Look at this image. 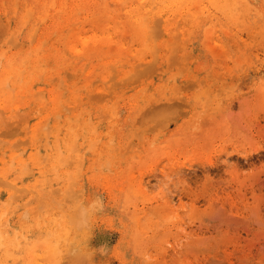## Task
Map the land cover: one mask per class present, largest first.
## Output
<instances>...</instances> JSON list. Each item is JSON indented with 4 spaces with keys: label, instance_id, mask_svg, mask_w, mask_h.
Here are the masks:
<instances>
[{
    "label": "rangeland",
    "instance_id": "obj_1",
    "mask_svg": "<svg viewBox=\"0 0 264 264\" xmlns=\"http://www.w3.org/2000/svg\"><path fill=\"white\" fill-rule=\"evenodd\" d=\"M121 1L105 0L123 12ZM216 1H205L196 17L194 8L171 14L168 26L155 16L160 27L152 22L141 33L76 0L63 23L75 29L59 45L50 18L40 23L26 9L30 16L24 11L25 24H17L22 0H0V70L7 56L19 66L0 88V110L45 104L12 132L0 130V219L8 216L10 226L25 211L28 225L21 238L32 257L16 256L18 264L45 255L50 264L66 241L87 249L66 264L83 257L86 264H264V15L244 1L226 16ZM60 72L66 81L58 82ZM11 81L19 86L13 92ZM50 90L74 108L59 118L65 129L49 124V135L32 139L30 129L53 119ZM66 216H76L74 224Z\"/></svg>",
    "mask_w": 264,
    "mask_h": 264
},
{
    "label": "bare ground",
    "instance_id": "obj_2",
    "mask_svg": "<svg viewBox=\"0 0 264 264\" xmlns=\"http://www.w3.org/2000/svg\"><path fill=\"white\" fill-rule=\"evenodd\" d=\"M15 1V0H14ZM75 1L76 0H22V2H21V11H20V15L18 16V21H17V24H21V23H23V21H22V18L24 19V17L22 16V14H23V12L24 11H26L27 12V10H29V12H32V11H30V10H33L34 12H35V18H36V21H38V22H42V21H45V20H47L48 18H50V20L53 22V24H54V28L58 31V37H57V44L59 43V45H60V43L62 44V42L64 41V39L67 37V36H69L68 34H67V32L69 33V31H70V29H71V27H73L72 29L74 30L75 28V24L74 25H72L71 27L69 26V27H67L66 28V26L64 27L63 26V23H64V21L66 20H68L69 19V17H70V15L71 14H73L75 11H76V7H77V5H74V3H75ZM81 2H84V4H86V7H87V9H88V12L89 13H91V14H93V15H96V16H101L102 18H104V19H106V20H111V21H114L115 23H118V22H120L121 20H120V18H123V19H125V21L129 24V25H131L132 27H134L136 30H138V31H140L141 33L142 32H146L147 30H149V27L151 26V23L153 22L154 23V26H156V24H157V21L159 20L158 18H157V21H156V24H155V21H153V20H155L154 19V17L155 16H161L162 18H163V20L166 22V26H168L169 24H170V15L171 14H174L175 15V17H179L180 15H182V13H183V9L184 10H186V11H189V10H191L192 8H194V9H196V10H199L200 11V13H198V14H195L194 15V17H196V16H198V15H201V14H204L205 13V10H204V7H203V5H204V2L205 1H208L209 2V0H125L126 1V4L124 5V7H123V12H121L120 10H117V11H114V9H112L110 6L112 5V7H113V4L112 3H110V2H105V0H80ZM116 0H112V2H115ZM250 2V3H252L255 7H256V9L258 10V13L259 14H263L264 15V0H217L216 2H217V4L215 5V9L217 10V12L218 13H220V14H224V15H226V16H228V15H231L232 13H234L233 11L237 8V6H239L242 2ZM3 2V1H2ZM123 2H124V0H123ZM122 1L121 2H119V3H123ZM115 4H118V3H115ZM13 5H15V2H14V4ZM115 6V5H114ZM154 6H157V10H156V12H153V8H154ZM186 8V9H185ZM27 9V10H26ZM15 12V11H14ZM25 12V13H26ZM29 12H27L26 13V16H28L29 14ZM194 12H192V14H193ZM28 14V15H27ZM191 13H190V15H192ZM189 15V14H188ZM212 15L213 14H210V15H208V18H212ZM30 16V15H29ZM28 16V17H29ZM215 16H216V13H215ZM28 19V18H27ZM117 19H119L120 21H118ZM25 20L26 19H24V24H25ZM160 20H161V18H160ZM27 22V21H26ZM159 22H161V21H159ZM158 22V27H160V23ZM78 24H79V22H78ZM212 24V23H211ZM127 25V24H126ZM178 25V24H177ZM47 25L45 24L43 27H42V29L44 28V29H48V31L49 30H52L53 29V27H46ZM154 26L152 25V27H150V28H154ZM177 26H175V28H176ZM205 27V26H204ZM206 27H209V26H207L206 25ZM130 28V27H129ZM156 29V28H155ZM161 29V28H160ZM160 29H158V31H160ZM69 30V31H68ZM157 30V29H156ZM209 30V29H208ZM211 30V29H210ZM152 31H154V30H152ZM151 31V32H152ZM158 31H157V33H158ZM203 31H204V29H203ZM44 34H42L43 36L45 35V32L44 31H42ZM127 32V31H126ZM150 32V33H151ZM169 31H168V29H166V33H168ZM211 32V31H210ZM161 33V32H160ZM177 33V32H176ZM208 33V32H207ZM12 34V33H11ZM150 35V34H149ZM149 35H147L146 34V36H149ZM156 35H158V34H156ZM161 35V34H160ZM209 35V34H208ZM71 36V35H70ZM173 36V35H172ZM178 36V34L176 35L175 34V39L176 38H178L177 37ZM33 37V36H32ZM31 37V38H32ZM157 37V36H156ZM174 37H173V39H174ZM149 38H150V36H149ZM235 38H242V35L241 34H239V33H236L235 34ZM130 39V38H129ZM147 39V38H146ZM203 39H206L205 37H203ZM214 40V42H215V38H213ZM177 40V39H176ZM176 40H172L173 42H175V46H177L178 45V43L176 44ZM184 40H186V39H184ZM147 41V40H146ZM205 41V40H204ZM204 41H203V43H204ZM31 42V41H30ZM53 42H55V41H52V43ZM70 42V41H69ZM144 42V41H143ZM154 43H155V41H153ZM206 42H207V40H206ZM217 42V41H216ZM20 43V42H19ZM46 43V42H45ZM145 43V42H144ZM143 43V44H144ZM42 44H43V41H42ZM41 44V45H42ZM65 44V43H64ZM63 44V45H64ZM204 44H206V43H204ZM53 45H54V43H53ZM155 45V44H154ZM153 45V46H154ZM167 45V44H166ZM126 46H127V44H126ZM146 46V45H145ZM174 45H173V47H175ZM113 47V46H112ZM117 47V46H116ZM154 49H155V47H153ZM152 48V49H153ZM112 49V48H111ZM151 49V48H150ZM174 49V48H173ZM214 50V49H213ZM123 51V50H122ZM150 51V50H149ZM156 51V50H155ZM154 51V52H155ZM158 51V50H157ZM156 51V52H157ZM153 52V51H152ZM151 51H150V53H152ZM153 52V53H154ZM171 52H173V50L171 49ZM20 53V52H19ZM68 53V52H67ZM152 53V54H153ZM249 56H251L252 54H253V52L252 51H249ZM57 54L58 55H55V58L54 59H56V62H60L61 60V58H62V55H61V50H60V47H59V49H58V51H57ZM123 54V53H122ZM125 54V53H124ZM156 54V53H155ZM126 55V54H125ZM125 55H124V57H125ZM136 55V54H135ZM245 55V54H244ZM45 56H47L48 57V59H52L53 58V55L50 53V52H48L47 53V55H45ZM153 56H155L154 54H153ZM247 57L246 58H248V55H246ZM168 57H170V56H168ZM238 57H240V56H238ZM153 58V57H152ZM229 58V57H228ZM169 59V58H168ZM28 60V59H27ZM156 60V59H155ZM169 61V60H168ZM222 61V60H221ZM246 61V60H245ZM133 62V61H132ZM143 63V62H142ZM147 63V62H146ZM146 63H144V64H146ZM126 64V63H125ZM144 64H143V66H144ZM148 64V63H147ZM29 65V64H28ZM111 66H112V64H110ZM123 65V64H122ZM140 65H142V64H140ZM218 65V64H217ZM138 66H139V64H138ZM134 67H136L135 66V64L133 65V68ZM111 68H113V67H111ZM137 68V67H136ZM17 69H19V66H18V64H15L14 63V59L12 58V57H10V56H7L6 57V59L4 60V62H3V64H2V67H1V74H0V88H6V86H8L7 84H6V79L7 78H9V76L10 75H13L15 72H16V70ZM23 69V68H22ZM22 69L20 70V71H22ZM79 70V69H78ZM113 70H114V68H113ZM120 70V74H122L123 73V71L124 70H122L121 68L119 69ZM210 71V70H209ZM64 72V71H63ZM136 72V71H135ZM130 73H132V72H130ZM66 74H70V73H67L66 72ZM114 73H112V75H113ZM136 74H138V73H136ZM133 75V77H135L134 76V74H132ZM132 75H131V77H132ZM71 76H73V74H71ZM75 76V75H74ZM110 76V75H109ZM129 76V75H128ZM67 77L68 78H70V76H68L67 75ZM113 77V76H112ZM127 77V76H126ZM125 77V78H126ZM58 78H59V81L58 82H63V81H66V78H65V75L63 74V73H61L60 72V74H59V76H58ZM111 78V77H110ZM130 78V77H129ZM128 77H127V79H129ZM54 80V79H53ZM52 80V81H53ZM109 80H111V79H109ZM122 80V79H121ZM97 81H99V80H97ZM106 82V81H105ZM58 84V83H57ZM94 84V83H93ZM105 84V83H104ZM10 87H12L11 89V92H13V88L15 87V88H19V86H18V83L17 82H13V81H11V83H10ZM63 85V84H62ZM66 85V84H65ZM73 85V84H72ZM9 88V87H8ZM59 88V87H58ZM43 90H46V88L45 87H43V88H40V90H39V92H35V94H33V97L34 96H36L37 94L39 95V93L40 92H42ZM66 90V89H65ZM87 92V91H86ZM85 92V93H86ZM88 93V92H87ZM86 93V94H87ZM43 94V93H42ZM89 94V93H88ZM92 94V93H91ZM90 95V94H89ZM88 95V96H89ZM101 95V94H100ZM3 95H2V93H0V98L2 97ZM97 96V95H96ZM43 98V97H42ZM97 98V97H96ZM34 99H35V97H34ZM45 99V98H44ZM48 99H49V102H50V104H52L53 106H54V116H53V119L52 120H50L48 117H45L44 119H42L41 121H40V123H39V125L37 126V127H35V128H33V129H30L31 130V137H32V139H37V138H39V137H41V136H43V134H44V131L46 132V130L48 131L49 130V128H48V126H49V124H51L52 126H54L53 127V129L57 132V130L59 131V129H61V128H63V129H65V124H66V122L64 121V119H62V120H59V118H61V117H64L65 116V114L70 110V108H72V107H68L67 106V104H64V105H62L61 103H60V95H58V94H55L54 92H52L51 90H50V95H49V97H48ZM93 99V98H92ZM76 100H78L79 101V103H86L87 102V100L84 98V97H78V98H76ZM89 100V99H88ZM70 101V100H69ZM1 103V102H0ZM43 103V102H42ZM47 103V102H46ZM33 105H35V104H33ZM38 106H33V107H30V108H28V109H26L27 110V112H25V110H24V112H22L21 111V113L19 112V110H11V109H9V110H7V109H5L4 110V112L2 111L1 112V110H0V130H2V129H4V131H6V130H9L10 132H12L13 131V129H11V128H13L14 126H13V124H15L16 126H17V122H18V125L20 124H22L23 123V120L25 119L26 120V118H28V117H32L33 115L32 114H35V113H37V112H39V110L41 109V108H45V104L43 103V104H37ZM77 105V104H76ZM74 108V107H73ZM72 108V109H73ZM31 110V111H30ZM28 111H29V113H28ZM101 112V111H100ZM112 112V111H111ZM26 114V115H25ZM32 115V116H31ZM79 116V115H78ZM100 117V116H99ZM102 118V117H101ZM68 120H69V117H68ZM77 120V119H76ZM21 121H22V123H21ZM20 122V123H19ZM26 123V122H25ZM24 124V123H23ZM27 124V123H26ZM14 127V129L15 128H17V127ZM20 127V126H19ZM94 127H95V125H94ZM48 128V129H47ZM73 128V127H72ZM28 129V128H27ZM51 129V128H50ZM53 129H51V131L53 130ZM70 129H71V127H70ZM69 129V130H70ZM18 130V129H17ZM3 130H2V132L3 133H5ZM15 131V130H14ZM28 131V130H27ZM26 131V132H27ZM50 130L47 132L48 133V135L50 134V132H51ZM72 131H73V129H72ZM71 131V132H72ZM19 132V131H18ZM18 132H16V134L18 133ZM95 132V131H94ZM7 133H9V132H7ZM14 133V132H13ZM22 133V132H21ZM73 133V132H72ZM1 134V133H0ZM10 134V133H9ZM15 134V133H14ZM57 134V133H56ZM2 135V134H1ZM4 135V134H3ZM7 135V134H6ZM5 135V136H6ZM11 137V136H10ZM18 139H20V138H18ZM26 139H28V138H26ZM55 139H56V143L58 144V139H57V137H55ZM98 140V139H97ZM1 142L3 141V139H1L0 140ZM5 141V140H4ZM3 141V142H4ZM16 141H17V139H16ZM16 141H14V142H16ZM13 142V144H16V143H14ZM26 142H28V141H26ZM47 142V141H46ZM75 142V141H74ZM73 142V143H74ZM19 143V142H18ZM21 143H23V142H21ZM48 143V142H47ZM72 143V144H73ZM49 144V143H48ZM71 144V145H72ZM16 145H19V144H16ZM59 145V144H58ZM12 146V145H11ZM13 147H17V146H13ZM18 148V147H17ZM74 148V147H73ZM60 150V149H59ZM87 150V149H86ZM39 152V151H38ZM71 152V151H70ZM76 152V151H75ZM5 153V152H4ZM60 153H61V151H60ZM59 153V155H61ZM76 154V153H75ZM68 155V154H67ZM15 156V155H14ZM48 156V155H47ZM70 156V155H69ZM69 156H67L68 158H69ZM71 157V156H70ZM13 158V157H12ZM42 158H43V156H42ZM63 158V157H62ZM65 158V157H64ZM44 160H45V156H44V158H43ZM60 158H58V161H61V160H59ZM47 160H49V158L47 159ZM68 160H71V159H68ZM81 160V159H80ZM43 161V160H42ZM73 161V160H72ZM71 161V162H72ZM11 162V161H10ZM12 162H13V159H12ZM69 162V161H68ZM11 164V163H10ZM63 164V163H62ZM61 164V165H62ZM26 165H27V163H26ZM65 165V164H64ZM22 168H24V167H22ZM27 168L28 167H25L24 168V172L26 171H28L27 170ZM29 169V168H28ZM30 171H31V169H30ZM32 174L31 172H27V174ZM72 173V172H71ZM51 178V177H50ZM1 180V179H0ZM3 180V179H2ZM5 181V180H4ZM48 182H49V180H48ZM142 182V181H141ZM140 182V183H141ZM8 183V182H7ZM10 183V184H9ZM8 184L9 185H11V186H13V189H14V187L16 186H14V185H12L13 183H11V182H9ZM1 184V183H0ZM2 184H4V183H2ZM68 184V183H67ZM4 185H7L6 183L4 184ZM9 185H7V186H9ZM71 185V184H70ZM141 185H142V183H141ZM60 186V185H59ZM69 186V185H68ZM68 186H66V188L64 187V189H66V190H69V188H68ZM71 187H72V185H71ZM15 188H17V187H15ZM20 187H18L17 188V190L19 189ZM68 188V189H67ZM22 189H24L23 187H22ZM31 189V188H30ZM16 190V191H17ZM73 189H71L70 188V191H72ZM34 191V190H33ZM78 191V190H77ZM17 192H20V191H17ZM22 192V191H21ZM55 192V191H54ZM73 192V191H72ZM14 194V193H13ZM1 196V195H0ZM10 196H12V195H10ZM14 197H15V195H13V199H14ZM36 197V196H35ZM42 197V198H41ZM40 198H38V199H40V201L43 199L44 200V196H41ZM47 197V196H46ZM9 198H11V197H9ZM52 200H53V198H51ZM74 199V198H73ZM60 200V199H59ZM74 201V200H73ZM27 202V201H26ZM42 202V201H41ZM72 202V201H71ZM5 203V202H4ZM43 203V202H42ZM42 203H41V205H42ZM96 203V202H95ZM7 204V203H6ZM47 204V203H46ZM71 204H73V203H71ZM80 204V203H79ZM78 204V206H76L77 208L80 206ZM8 205H9V203H8ZM38 208L40 207V209L43 207V206H40V203H38ZM47 205H49V204H47ZM46 205V206H47ZM17 206H22V205H17ZM17 206H16V208H17ZM44 206H45V204H44ZM45 206V207H46ZM50 206V205H49ZM60 206V205H59ZM52 207V206H51ZM56 207H58V205L56 206ZM61 207V206H60ZM84 207V206H83ZM77 208H75V210H77ZM39 209V210H40ZM57 209H59V207L57 208ZM62 209V208H61ZM78 209H80V208H78ZM84 209V208H83ZM85 210V209H84ZM62 211H64V210H62ZM81 211V212H80ZM80 211H78V212H75L74 214H78L79 212L80 213H82V210L80 209ZM23 214H25V211H23V212H21V213H19L18 215H17V218L13 221V222H11V224H10V226H7V222L6 221H8V219H9V217L7 216L6 218H4V219H0V264H18V258L17 257H21L22 259H25L26 258V254H27V256L29 255H31V254H28V253H26V246H27V244L24 242V240L21 238L22 237V233H26V231H27V228H28V225H27V222L23 219V217L25 218V216L23 215ZM59 215V214H58ZM80 216L82 215V214H79ZM77 216V215H76ZM76 216H66L67 218H69L67 221H69L68 223H70L71 224V222H73V224H74V221L72 220V221H70L71 219H73V218H75V220H76ZM54 217V216H53ZM38 218H39V216H38ZM51 219V218H50ZM82 219V218H81ZM52 220H54L53 218H52ZM61 220V219H60ZM51 221V220H50ZM78 221V220H77ZM77 221H76V223H77ZM37 223V222H36ZM53 222H51V224H52ZM59 223H60V221H59ZM63 223V222H62ZM75 223V224H76ZM66 224V223H65ZM69 224V225H70ZM78 224H79V221H78ZM58 225V224H57ZM68 225V226H69ZM80 225V224H79ZM36 226H38V225H36ZM60 226V225H59ZM58 226V227H59ZM14 227H18V229H19V233H18V235H15V234H12V232H13V228ZM70 228L72 227L71 225L69 226ZM76 227V226H75ZM67 229H68V227H66ZM179 228H181V227H179ZM54 229V228H53ZM55 229H58L57 228V226H56V228ZM54 229V230H55ZM66 229V230H67ZM49 229H47V231H48ZM61 230V229H60ZM69 230V229H68ZM56 231V230H55ZM63 232V231H62ZM67 232V231H66ZM69 232V231H68ZM68 232H67V234H66V236L64 237L63 236V238H67V235H68ZM87 233V232H86ZM47 236L49 237V235H50V231H48L47 232ZM57 233L55 232V234L54 235H56ZM53 235V234H52ZM47 236L46 237H44L45 238V241L44 240H42L43 241V244H42V241H41V244L42 245H40V247L41 248H43V245H44V243L45 244H47V243H49L48 242V238H47ZM189 236V235H188ZM55 237V236H54ZM82 237V236H81ZM47 238V239H46ZM60 238H62V236L60 237ZM75 238V237H74ZM188 238V237H187ZM190 238V237H189ZM18 240V241H17ZM66 240V239H65ZM73 240V239H72ZM193 241V240H192ZM35 243H38L39 244V242L36 240V241H34ZM188 242H189V240H188ZM55 244H57L56 242H54ZM19 244H22L21 245V248L18 250V246H19ZM50 244V243H49ZM49 244H47V245H49ZM54 244V245H55ZM32 245V244H31ZM33 246L35 247V246H38V245H34L33 244ZM33 247V248H34ZM48 246H46V248H47ZM51 247V246H50ZM55 247H57V245L56 246H54V249H55ZM32 248V249H33ZM48 250V249H47ZM56 250V249H55ZM57 251V250H56ZM81 251L84 253H81ZM87 251V249H86V247L85 246H80L78 243H74L73 241H66V242H61L60 243V245H59V250H58V252L56 253V254H58V253H61L60 254V256L58 257V258H54V259H52V260H50L51 261V263L52 264H66L72 257H73V255L75 254V253H77V252H80V254H83L84 256H85V252ZM18 252H19V255H18ZM28 252V251H27ZM165 252V251H164ZM160 253V252H159ZM39 254H40V252H39ZM52 254H53V250H52ZM51 254V255H52ZM55 254V252H54V256L56 255ZM80 254H78V255H80ZM162 254V253H161ZM82 255V256H83ZM17 256V257H16ZM53 256V257H54ZM76 256V255H75ZM31 257H32V255L28 258V260H30L31 259ZM81 257V256H80ZM78 258H79V256H78ZM77 258V259H78ZM84 258V257H83ZM83 258H81V260H79V262H81V264L82 263H84V264H86L87 263V261H85V260H87L86 259V257H85V260L84 261H82V259ZM48 256L47 255H45V257L43 256V257H37L36 259H35V261H36V264H47V262H48ZM74 259V258H73ZM77 259H76V261H77ZM28 260H26V262L28 261ZM74 261V260H73ZM72 261V262H73ZM50 263V264H51ZM75 263V262H74ZM27 264V263H26ZM28 264H30V263H28ZM73 264V263H72ZM77 264V263H76ZM89 264H93V263H90L89 262Z\"/></svg>",
    "mask_w": 264,
    "mask_h": 264
}]
</instances>
